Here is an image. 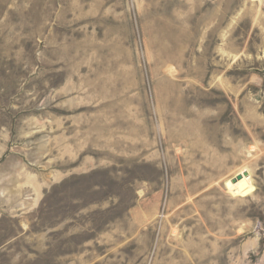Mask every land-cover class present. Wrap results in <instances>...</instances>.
Instances as JSON below:
<instances>
[{"label":"rangeland","instance_id":"rangeland-1","mask_svg":"<svg viewBox=\"0 0 264 264\" xmlns=\"http://www.w3.org/2000/svg\"><path fill=\"white\" fill-rule=\"evenodd\" d=\"M0 264H264V0H0Z\"/></svg>","mask_w":264,"mask_h":264},{"label":"bare ground","instance_id":"bare-ground-1","mask_svg":"<svg viewBox=\"0 0 264 264\" xmlns=\"http://www.w3.org/2000/svg\"><path fill=\"white\" fill-rule=\"evenodd\" d=\"M240 173L242 175L241 179H238L236 182H233L232 179H229L227 180L226 185L233 194L238 196H246L254 190V186L252 185L251 175L247 169L242 170Z\"/></svg>","mask_w":264,"mask_h":264},{"label":"water","instance_id":"water-1","mask_svg":"<svg viewBox=\"0 0 264 264\" xmlns=\"http://www.w3.org/2000/svg\"><path fill=\"white\" fill-rule=\"evenodd\" d=\"M242 175L238 174L235 178L232 179L233 182H236L238 179H241Z\"/></svg>","mask_w":264,"mask_h":264}]
</instances>
